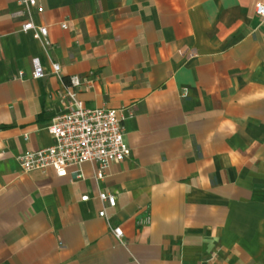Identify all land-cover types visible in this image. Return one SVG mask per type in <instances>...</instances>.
Instances as JSON below:
<instances>
[{
    "label": "crops",
    "instance_id": "obj_1",
    "mask_svg": "<svg viewBox=\"0 0 264 264\" xmlns=\"http://www.w3.org/2000/svg\"><path fill=\"white\" fill-rule=\"evenodd\" d=\"M36 1L0 0V264H264V0ZM72 77L124 117L102 180L18 161L55 143Z\"/></svg>",
    "mask_w": 264,
    "mask_h": 264
},
{
    "label": "built area",
    "instance_id": "obj_2",
    "mask_svg": "<svg viewBox=\"0 0 264 264\" xmlns=\"http://www.w3.org/2000/svg\"><path fill=\"white\" fill-rule=\"evenodd\" d=\"M22 4L34 6L36 0H22ZM256 14L264 20V4L256 6ZM66 28V25L63 24ZM22 31L31 32L37 40L43 41L46 46L48 28L38 26L29 20L24 23ZM56 74L60 72V65H52ZM44 67L38 59L34 60L32 71L33 79L45 77ZM23 73H19L22 78ZM82 81L79 77L71 78L70 88L61 97L62 112L56 116L49 126V132L54 137L55 143L49 147L33 152L22 153L18 161L22 171H46L53 169L58 177H66L70 169L76 178H83L82 165L92 163L97 166V179L102 180L110 165L130 158L132 150L125 141L124 117L116 109L88 108L79 97V87ZM100 199L109 206L116 205V197L107 193H100ZM83 199H88L87 196ZM102 218H107V213H99ZM151 217L147 216L139 221L140 225H149ZM115 237L121 239L123 230L120 227L112 229Z\"/></svg>",
    "mask_w": 264,
    "mask_h": 264
}]
</instances>
